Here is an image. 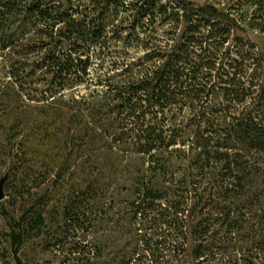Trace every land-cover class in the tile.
<instances>
[{
	"label": "rangeland",
	"instance_id": "obj_1",
	"mask_svg": "<svg viewBox=\"0 0 264 264\" xmlns=\"http://www.w3.org/2000/svg\"><path fill=\"white\" fill-rule=\"evenodd\" d=\"M6 1L0 264H88L91 244L93 264H264V149L233 132L264 128V0H190L240 29L187 27L168 0H62L76 20L85 8L93 19L78 39L30 9L48 0ZM175 47L169 99H128V82L160 63L155 52ZM59 52L72 70L87 66L64 88L48 66ZM155 131L176 144L141 152ZM235 178L246 181L240 196Z\"/></svg>",
	"mask_w": 264,
	"mask_h": 264
},
{
	"label": "trees",
	"instance_id": "obj_2",
	"mask_svg": "<svg viewBox=\"0 0 264 264\" xmlns=\"http://www.w3.org/2000/svg\"><path fill=\"white\" fill-rule=\"evenodd\" d=\"M10 1L11 0H7L3 4V7H9L11 4ZM60 1L62 0H48L45 4H43V1H40L38 4H31L30 9L35 8L34 10L38 11L44 19L52 18L56 19L58 22L66 23V31L62 34L68 36L69 38L78 39L87 35L93 23V19L89 18L87 8L83 9V18L81 20H76L71 15L70 11L63 9ZM168 1L182 12L181 17L187 27L196 26L201 22L209 25L225 22L228 24L230 29L233 27L238 29L241 28L238 22L214 6L197 5L190 0ZM68 12L69 15H66L65 13ZM229 20L233 22H229ZM180 53L181 52L178 47L170 50L168 54L166 52H155L156 56L161 59L160 63L153 70H146L142 72L139 78L128 82V84L124 87V91L128 96H130L128 99H145V101L148 102L158 103L167 101L169 99L168 92L170 90V83L175 76L176 68L181 63ZM48 59V66L54 70V77L59 79V83L62 88H64L63 86H65L71 79L81 77L87 73V66H83L82 60H80V62L76 60L75 62L73 61L74 64H72V70L70 65H68V60L61 55V52L58 54H51L48 56ZM60 98H62V95H60ZM233 132L235 134H240L242 141L248 146H251V148H255L257 150L264 149V128L255 123L254 120L239 122L238 125L234 127ZM149 138L150 139L143 144L144 146L140 147L141 152L150 154L153 150L160 151L165 148L169 149L171 146L176 144V140H171L170 137L168 138L162 135L161 132L155 131L154 136ZM207 145H209V143H202V147L204 148H206ZM238 159H228L229 164ZM228 169L232 170L231 166H228ZM245 182L246 181L244 179L240 178H235L233 182V189L236 191V194H239V196L242 194L241 191H244L245 189ZM230 212L231 209L226 212V219L230 217ZM209 231V226H204V228L199 230L197 233L204 236L209 233ZM88 248V253L91 258L87 260V263L93 264L91 259L99 256V248L94 244L88 245Z\"/></svg>",
	"mask_w": 264,
	"mask_h": 264
},
{
	"label": "water",
	"instance_id": "obj_3",
	"mask_svg": "<svg viewBox=\"0 0 264 264\" xmlns=\"http://www.w3.org/2000/svg\"><path fill=\"white\" fill-rule=\"evenodd\" d=\"M66 15H69L68 13H65ZM6 178L1 179L0 181V201L4 198V183H5Z\"/></svg>",
	"mask_w": 264,
	"mask_h": 264
}]
</instances>
